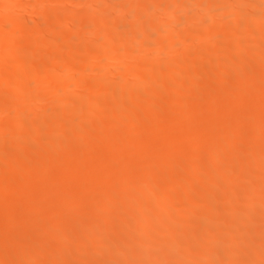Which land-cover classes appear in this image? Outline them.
I'll list each match as a JSON object with an SVG mask.
<instances>
[{"label": "bare ground", "instance_id": "1", "mask_svg": "<svg viewBox=\"0 0 264 264\" xmlns=\"http://www.w3.org/2000/svg\"><path fill=\"white\" fill-rule=\"evenodd\" d=\"M108 28L97 47L80 31ZM2 152L0 264H264V0H0Z\"/></svg>", "mask_w": 264, "mask_h": 264}, {"label": "rangeland", "instance_id": "2", "mask_svg": "<svg viewBox=\"0 0 264 264\" xmlns=\"http://www.w3.org/2000/svg\"><path fill=\"white\" fill-rule=\"evenodd\" d=\"M34 2H35V1H34ZM34 2H33L32 4H34ZM107 3H108V2H107ZM107 3H106L107 6L110 5L111 7L114 6L113 8H115V7L117 8V7H119L121 1H120V2H117V3H115V4H113V3H111V2H109L108 4H107ZM29 4H30V3H28L27 5H29ZM41 4H42V3H41ZM30 5H31V4H30ZM30 5H29V6H30ZM37 5H38V4H35V5H32L33 7H32V6L29 7V8H32V9H33V10H32L33 13L39 10L38 8H40V7H37ZM39 5H40V4H39ZM90 5H91L90 3H86L85 8H83V10H84L85 12L87 11L86 14H88V10H89V8H90ZM34 6L36 7V9H34ZM51 6H52V4H51ZM27 7H28V6H27ZM12 8H14V7H12ZM12 8H11V9H12ZM15 8H17V10H18L20 7L18 8V7L15 6ZM15 8L12 10V12H11V11H8V12H10L12 15H14L15 13H14L13 11L15 10V12H16V9H15ZM11 9H9V10H11ZM37 9H38V10H37ZM20 10H22V9H19L18 11H20ZM26 10H27V9H26ZM29 10H30V9H29ZM81 10H82V9H81ZM83 10H82V11H83ZM32 11H31V12H32ZM20 12L22 13L23 11H20ZM27 12H28V11H27ZM75 12H76V15H79L80 10H79V11H78V10H75L73 14H75ZM241 12H242V11H241ZM241 12H239V13H241ZM17 13H18V12H17ZM80 13H83V12H80ZM242 13H243V12H242ZM244 13H245V14H244ZM244 13H243V14H240V15H246V14H248V11H244ZM11 14H8V16L11 15ZM29 14H30V13H29ZM84 14H85V13H84ZM80 15H81V14H80ZM11 17H12V16H11ZM188 27H189V25H184V26L182 27V30H181V31L184 32L185 30L188 29ZM111 29H112V28H111ZM102 30H103V32H104V31L107 32V31H109V28L106 29V30H105V29H99V30H97V29H95V30H94V29H85V30H83V29H82V30H80V31L82 32L83 36H84V35L86 36V35L89 34L88 36L93 37V38H91V43H92V45H93L94 47H97V46L100 45V44H99V43H100L99 35H100V34L102 35V33H103ZM112 30H113V29H112ZM112 30H110L109 32H112ZM131 30H132L131 28H127V29H125L124 32L122 33V35L125 33V34H126V36L124 35L125 37H127V35L129 36V35H130L129 33L132 34V32H133V30H132V32H131ZM80 31H78V32L81 34ZM96 32L98 33V38H96V36H97V34H95ZM113 32H114V31H113ZM113 32H112V33H113ZM85 33H86V34H85ZM92 34H93L94 36H92ZM104 34H106V33L104 32ZM101 35H100V36H101ZM122 35H116L115 37H116L117 39L115 38V40H120L119 36L121 37ZM25 37H26V36H25ZM27 37H28V36H27ZM27 37H26V39H24V37H23L22 40H23V41H25V40L27 41ZM122 37H123V36H122ZM203 40H205L204 42H206V40L208 41V39H206V38H203ZM203 40H202V42H203ZM92 45H91V46H92ZM252 46H254V44H253ZM229 52H230V51H229ZM144 53H145V55H146L147 51L144 52ZM180 54H181V48H179V49H177L176 51L172 52V53H171V57H173L174 60H175V58H176V59H179ZM145 55H141V56H145ZM90 56H91V55H90ZM212 56H213L214 58H217V59H220V58H223V57H224L223 54H220V53H214ZM48 57H49V56H48ZM17 58H18V57H16V59H17ZM138 58H139V57L137 56V57H135L133 60H132L131 58H125L124 60H123V59H120L118 62H116V63H118L117 66H116V63H115V64H114V67L116 66L115 68L118 70V69H119L120 67H122V66L125 67V65H126L127 67L130 66V65H131V66H132V65H135V64L137 63V59H138ZM140 58H141V57H140ZM142 58H143V57H142ZM99 61H100V60H98V62H99ZM98 62H97V65H98ZM101 64H102V62H101ZM101 64L99 63V66H101ZM208 64H210V63L207 62V63H205L204 65H205V66H208ZM231 64L233 65L234 63L232 62ZM117 67H118V68H117ZM120 69H121V68H120ZM182 71H183V72H182ZM182 71H181L182 74H184V73L187 74L188 71H189V68H187V67H183V68H182ZM158 73L160 74V72H158ZM158 73L155 72V74H158ZM64 75H67V74L65 73ZM41 76L43 77L44 75L41 74L40 77H41ZM46 76H49V75H46ZM46 76L44 77V79H45V78H46L45 80L49 79V77H46ZM52 76H53V75H52ZM44 79H43V80H44ZM50 79H51V78H50ZM112 80H113V79H112ZM116 80H117V79H116ZM208 80L210 81L211 78L208 79ZM117 81H118V80H117ZM117 81L114 80V83L117 82ZM112 82H113V81H112ZM152 83H153L152 81L148 82V84H150V85H152ZM169 88H171V89L169 90ZM169 88L167 89L166 92H167V93H170V94H174L175 91L172 89V87H169ZM70 91L77 92L78 90H77L76 88H71ZM203 96H204V97H203ZM211 96H212V93H210V95H209V92L206 91V92L201 96V98L204 100V102H206V101L209 102V101H211ZM202 99H200V100H202ZM212 99H213V97H212ZM97 106H98V109H101V108H104V107L108 109L106 103H105V106H104V103H103V104L100 103V104H98ZM124 110H125V107H123V106H117V107H115L114 109H112V108H109V109H108V111H109L110 113H115V114H116V113H120V112H122V111H124ZM1 115H2V117H8L9 119H13V118H14V117L12 116V114H10V113L7 112V111L3 112ZM99 124H100V126H101L102 124H105V123L102 122V123H99ZM13 125H14V122H13ZM209 126H210V125H207V126H205L206 129H205V127L202 129V132L205 131L204 134H207V133L209 132L208 130L211 129ZM255 126H256V125L251 124V123L248 124V125L246 124V125L244 126V129H243L242 131H243V132L246 131L247 134H248L249 132H250L249 134H252L251 131L254 132V128H255ZM103 128L105 129L106 126L104 125ZM51 129H52V125H50V124H45V125L43 126V128L41 129L40 132H41V133H46V132L50 131ZM9 132H10V134L12 135V134H16V133L18 132V130H17L16 127H12V128L9 130ZM157 133H158V134H159V133L161 134V132H157ZM86 134L89 135V138H90L91 140H95V141H98V140H100V139H103V136H104L102 133L97 134L98 136H97V135L94 136V135H92L89 131H87ZM158 134H157V135H158ZM239 134H240V136H239ZM239 134L236 135V138L234 137L235 134L232 135V136H233L232 138H234V140H238V141H239V140H242V141H243V139H244V143L246 142L245 140H248V141H249V142L247 141L248 144H247V143H246L247 145L245 144V145L247 146V148H248V145H251V144H254L255 147H256L257 142H255V140H254L253 142H251V141H252V138H250V139L248 138V139H247V137L250 136V135H248V136L245 135V136H246V138H245V137H244V133L241 132V133H239ZM100 135H101V136H100ZM241 135L243 136V137H242L243 139H241ZM158 136H160V135H158ZM237 136H238L239 138H238ZM251 136H252V135H251ZM251 136H250V137H251ZM100 137H101V138H100ZM116 137H117V138L119 137V139H117V140L114 139V138H116ZM98 138H99V139H98ZM105 139H106V138H105ZM31 140H32V139H30V138L22 139V141L25 142L24 144H28V143L31 144ZM109 140H110V141L113 140V141H116V142H118V140H119V142L122 143V140H124V137L121 139L120 136H115V137H112V139L110 138ZM120 140H121V141H120ZM250 140H251V141H250ZM113 141H111V142H113ZM86 144H87V143H86ZM86 144H85V145H86ZM85 145H83V146L85 147ZM251 146H253V145H251ZM249 147H250V146H249ZM252 148H254V147H252ZM248 149H251V148H248ZM204 150H205V152H206L207 148H205ZM207 151H208V150H207ZM205 152L203 151V152H201L202 154H201V153L199 154V156H198L199 161H200V159H201L202 162H204V161H203V158L207 156L206 154H208V152H206V153H205ZM4 153L6 154V152H2V153H0V156H1V154L4 155ZM200 155H202V156L200 157ZM188 157H190V156H189V155H188V156L186 155L185 159H183V160H186L185 165L183 164L184 162H183L182 159H181V160H180V159H179V160L175 159V162H176L178 165H177L176 163H172V162L174 161V160L172 159V162H171L170 160H169L170 162L168 161L169 164L171 163L170 165H169L168 163L165 162V164H168V165L164 166V167H166V168H163V169H167V167L169 166L170 170H174V169H176V172H177V167H175L174 165H177V166L180 165V169L178 168L179 171H182V170H183L182 172H180V174L183 173V174H184V178H185V176L191 177V174H192V173L194 174V171L192 172V169H189V167H188V169H187V166H188V165H187L186 163H188V161L190 160V159L188 160ZM207 158H208V156H207ZM207 158H204V160H205V159L207 160ZM61 159H62V160H61ZM63 159H64V160H63ZM91 160H92V162H95L97 159H94V160L91 159ZM206 160H205V161H206ZM58 161H60V162H65V161H66V157L59 158ZM89 161H90V160H88V162H89ZM177 161H178V162H177ZM179 162H180V163H179ZM143 163H144V164H148V163H150V164H149L150 167L148 168V170H151L152 167H153V165H154L153 168H156V169H157L158 166H159V170H162L161 165H162V164L165 165L164 163H160V164H157V166L155 167V164H156V163H152V162H148V163H147V162H143ZM151 163H152V164H151ZM140 164H141V166H142V167H141L142 170H140V172H147L148 170L146 171L147 168L145 167V166H147V165H144V164H142V163H140ZM140 164H139V163H138V164H137V163L134 164V165H136V166L134 167V169H135L136 171L138 170V168L140 169V167L138 166V165H140ZM181 164H182V165H181ZM115 165H116V164H115ZM115 165H112V170H113V171H114V169L116 170V171H114L115 173H118V172H117V168H118V169L120 168V169H121L120 171H122V169H123L122 166H124V165L121 166V163H120V165L117 164V165H116L117 168H115ZM163 165H162V167H163ZM120 166H121V167H120ZM137 166H138V167H137ZM143 166H144L145 168H144ZM171 166H173L174 169H173V167H171ZM183 166H184V167H183ZM136 167H137V169H136ZM147 167H148V166H147ZM181 167H183L182 170H181ZM185 167H186V169H185ZM143 168H144V169H143ZM150 168H151V169H150ZM171 168H172V169H171ZM143 170H144V171H143ZM190 170H191V171H190ZM118 171H119V170H118ZM120 171H119V172H120ZM174 171H175V170H174ZM1 172H2V171H1ZM1 172H0V173H1ZM191 172H192V173H191ZM246 172H247V173H246ZM244 173L247 175V174H248V170L245 171ZM118 174H119V173H118ZM183 174H181V175H183ZM200 174H201V175H204V173H203V174L200 173ZM245 174H244V175H245ZM189 175H190V176H189ZM188 179H190V178H188ZM188 179H187V180H186V179H183V180L188 181ZM120 181H122V180L117 179L116 183H117V182H120ZM90 182H91V181H90ZM90 182L88 181V185H89ZM182 182H183V181H182ZM185 183H186V182H184L183 185L181 184V188H182V187H185ZM16 184H17V183H12V185H11V184L8 185L9 190L11 191V189H12L11 192H14V189H15V191H18V190H19V189H17V188H18L17 186H20V185H19V184L16 185ZM90 184L93 185V181H92ZM85 185L88 187L87 183H85ZM92 185H91V186H92ZM186 185H187V184H186ZM199 185H200V184H199ZM199 185H198V186H199ZM201 185H202V184H201ZM9 186H10V187H9ZM89 186H90V185H89ZM192 187H193V186H192ZM199 187H201V186H199ZM189 188H190V187H189ZM196 188H197V190L195 191ZM159 189H160V188H159ZM190 189H191V188H190ZM190 189H189V192L192 191V194L189 193L188 195H193V194L196 195V194H197L196 192L198 191V187H195V185H194V187L192 188V190H190ZM181 190H182V192H186V191H185V188H183V189H181ZM183 190H184V191H183ZM186 190H187V188H186ZM194 191H195V193H194ZM186 193H188V192H186ZM184 194H185V193H184ZM184 194H182V196H184V198H185V195H186V194H185V195H184ZM188 195H187V196H188ZM60 197H61V196H60ZM167 197H169V196H167ZM167 197H166V198H167ZM174 197H175V196H174ZM177 197H178V196H177ZM55 198H56V199H55ZM61 198H62V197H61ZM61 198L59 199V196H58V198H57V196H56V197H52V198L49 200V202H52V201H54V199H55L56 201H55L54 204L50 203L51 205H55V204L58 202V200H59V201L62 200ZM97 198H98L97 196H96L94 199H93V197H92V198H91L92 200L90 199V200L87 201V203H86V205H85L86 208H87V206L91 203L90 206L87 208V210H89V211L93 210V209H91V208H92V207L94 208L95 204H97V201H98ZM170 198H172V199L174 200L173 196H171ZM178 198L183 199L181 196H179ZM63 199H64V198H63ZM95 199H96L97 201H95ZM172 199H170V200H172ZM181 199H179V200H181ZM51 200H52V201H51ZM175 200H177V198H175ZM94 201H95L96 203L93 204L94 206H92V203H94ZM177 201H178V200H177ZM181 201H182V200H181ZM181 201H180V202H181ZM89 202H90V203H89ZM48 204H49V203H48ZM19 206H20V207H19ZM19 206H17V207H19V208L21 209V211H22V208H23L24 211H25V209L27 208V205H25V204H23V205L21 204V205H19ZM21 207H22V208H21ZM90 207H91V208H90ZM27 209H28V208H27ZM16 210H17L16 212H17L19 215H25V214L28 212L29 209H28L27 211H25V214L22 213V212H24V211L21 212V211H19L18 208H16ZM20 213H21V214H20ZM69 217H70V216H68V217H66V218H69ZM258 217H260V215H259ZM202 218H203V217H202ZM202 218L200 217L199 219L201 220ZM119 219L121 220V218L118 217V220H119ZM115 220H116V218H115ZM118 220H117V222H118ZM19 221H24V223H26L25 220H23V219H21V220H19ZM113 221H114V220H113ZM113 221H106L107 223L104 222V224H105V225H108V224H109V226H110V225H111L110 223H112ZM115 222H116V221H115ZM119 222H120V223H118V224H119V227L121 228L120 224H121L122 221H119ZM118 224L116 223V229H117V232H118V231H121L120 228H118ZM83 225H84V224H83ZM112 225H113L112 227L115 228V224L112 223ZM121 225H122V224H121ZM86 226H87V225H85V226H81V227H84V229H82V228L80 227L81 229L79 228V229H80L79 232L82 233L83 231H81V230H84V231H85V230L87 229ZM75 231H77V230H75ZM75 231H71L72 234H69V233H71V232L68 233L69 235H71L70 237H72V238H73V237H78V235H76V234H80V233H78V231H77V233L74 234ZM68 234H67V235H68ZM69 235H68V236H69ZM72 235H73V236H72ZM74 235H75V236H74ZM74 239H75V238H74ZM12 243H14V242H13V241H12V242L10 241L9 244L12 245ZM79 243H80V242H79ZM81 243H82V242H81ZM84 243H86V242H84ZM14 244H15V243H14ZM80 245H81V244H80ZM81 246H82V245H81ZM56 253H57V252H56ZM61 253H62V252H61ZM57 254H58V253H57ZM57 254H56V255H57ZM59 254H60V252H59ZM59 254H58V256H59ZM191 263H193V264H197L198 262L196 263V262L193 261V262H191Z\"/></svg>", "mask_w": 264, "mask_h": 264}]
</instances>
